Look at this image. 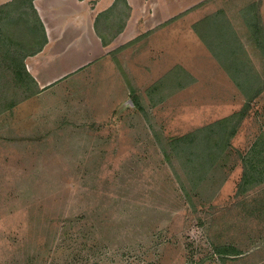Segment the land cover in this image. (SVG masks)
<instances>
[{
  "label": "rangeland",
  "instance_id": "obj_1",
  "mask_svg": "<svg viewBox=\"0 0 264 264\" xmlns=\"http://www.w3.org/2000/svg\"><path fill=\"white\" fill-rule=\"evenodd\" d=\"M251 4L264 25V0H205L0 114V264H264V186L237 197L238 164L202 204L160 150L244 102L193 24L222 11L264 81L241 17ZM174 66L194 84L151 107L145 91ZM132 95L140 109L127 105ZM261 133L264 92L235 157ZM218 246L238 255L221 261Z\"/></svg>",
  "mask_w": 264,
  "mask_h": 264
},
{
  "label": "trees",
  "instance_id": "obj_2",
  "mask_svg": "<svg viewBox=\"0 0 264 264\" xmlns=\"http://www.w3.org/2000/svg\"><path fill=\"white\" fill-rule=\"evenodd\" d=\"M32 1L12 0L0 7V85L4 88L0 90V114L40 93L24 66V60L38 54L46 44ZM241 17L248 41L259 53L264 66V25L256 5H249ZM191 29L244 100L239 111L190 133L167 138L165 144L160 145L164 159L167 162L174 159L177 163L189 192L205 204L214 201L226 181V174L238 164L241 173L237 197L264 186V134H259L238 159L232 144L251 111V104L263 94L264 81L254 70L241 39L222 11L206 16ZM102 44L106 45L103 39ZM192 84V77L181 67L174 66L145 92L150 106L156 107ZM132 96L133 106L140 109L137 96ZM213 251L221 261L238 255L231 246L214 247Z\"/></svg>",
  "mask_w": 264,
  "mask_h": 264
},
{
  "label": "crops",
  "instance_id": "obj_3",
  "mask_svg": "<svg viewBox=\"0 0 264 264\" xmlns=\"http://www.w3.org/2000/svg\"><path fill=\"white\" fill-rule=\"evenodd\" d=\"M204 1L33 0L46 44L24 60L25 70L43 92L95 62L108 60L116 44L123 48L137 43L162 25H173L180 14ZM11 2L0 0V7Z\"/></svg>",
  "mask_w": 264,
  "mask_h": 264
},
{
  "label": "water",
  "instance_id": "obj_4",
  "mask_svg": "<svg viewBox=\"0 0 264 264\" xmlns=\"http://www.w3.org/2000/svg\"><path fill=\"white\" fill-rule=\"evenodd\" d=\"M127 105H128L129 107H132V106H133V104H132L131 101H128Z\"/></svg>",
  "mask_w": 264,
  "mask_h": 264
}]
</instances>
